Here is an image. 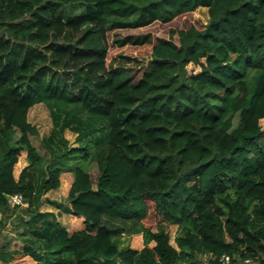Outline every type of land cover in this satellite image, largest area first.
<instances>
[{
  "label": "trees",
  "instance_id": "obj_1",
  "mask_svg": "<svg viewBox=\"0 0 264 264\" xmlns=\"http://www.w3.org/2000/svg\"><path fill=\"white\" fill-rule=\"evenodd\" d=\"M200 6L203 25L114 39L149 45L144 75L124 54L109 63L111 31L172 24ZM43 102L56 125L48 158L29 119ZM262 119L264 0H0V262L217 264L229 254L264 264ZM66 171V203L44 199ZM45 200L77 220L72 232ZM9 223L21 248H10Z\"/></svg>",
  "mask_w": 264,
  "mask_h": 264
},
{
  "label": "rangeland",
  "instance_id": "obj_2",
  "mask_svg": "<svg viewBox=\"0 0 264 264\" xmlns=\"http://www.w3.org/2000/svg\"><path fill=\"white\" fill-rule=\"evenodd\" d=\"M208 18H209L208 7L200 6L196 8L193 11V13L187 14L185 19L179 18L172 24H163L160 22H155L151 24L150 26L143 27V28H128V29H121V30H113L110 32V39H111L112 46H111L110 53H109V63L117 64L118 62H120L119 56L121 54H124V56L130 57V59L127 61L130 63L129 65L133 67V69L136 71V73L139 76L140 75L142 76L147 71V69L151 67L150 57L147 56L149 53V45L144 44V45L118 46L117 44L114 43V39L116 37H121L127 34L137 35V34H148V33L152 35H166L168 33V28L170 26L178 27L181 24L185 23L186 21L200 26V25L205 24L208 21ZM189 68L198 70V67L195 65H190ZM29 119L38 128V134L32 136L33 143L37 146L39 151L45 157L48 158L50 156V153L43 139L47 138L52 133V130L56 126L55 120L53 119L49 105L44 102L34 105L30 110ZM261 123L264 126V119L261 120ZM64 136L70 140L71 145H74L75 138H76L75 131L68 128L64 131ZM26 154L27 152L25 151L24 155ZM24 157H26V160H27V156H24ZM89 169L95 180L99 173L97 164L91 163ZM70 183H71L70 180H68L67 177L64 176L63 186L62 188L57 190V194H56L57 198H60L61 201L64 203H66V200H67V196H65V194L69 193L70 191ZM62 209L65 210V208H62ZM154 213L155 212H152V214L154 215L153 217L147 219V225L155 229L157 223L160 222V217ZM65 224H67L68 226H71L70 222L69 223L66 222ZM76 224H77V220L74 221L73 225H76ZM169 230L171 234V242L175 246H177L176 237L179 232V225L171 224L169 225ZM6 233L10 235H14L13 233H15V229L12 223L8 224ZM133 239L136 242H141V235H134ZM13 244L18 245L19 241L18 240L17 242L13 241ZM202 258L207 259L208 254H202ZM16 264H21V262H18Z\"/></svg>",
  "mask_w": 264,
  "mask_h": 264
},
{
  "label": "crops",
  "instance_id": "obj_3",
  "mask_svg": "<svg viewBox=\"0 0 264 264\" xmlns=\"http://www.w3.org/2000/svg\"><path fill=\"white\" fill-rule=\"evenodd\" d=\"M24 153L25 152H23L22 155H21V157H20V160L18 162L19 164H17L16 167H15V175L17 177H19V174H20V171L22 170V168L25 167L28 164V162L26 160V157H24V156H27V154L24 155ZM64 176H66L67 179L70 180V182H71L70 183V189H71V186H72V183H73L74 177H75L74 172H72V171H66V172H63L61 174V182L62 183H61V186L58 189L62 188V186H63ZM58 189H53V190H50L49 192H47L44 195V199H46L48 197L50 199H56V200L61 201V199L60 198H57V195H56ZM68 194L69 193L65 194V196H68ZM41 209L42 210L54 211L58 215L59 220L68 228V230L70 232L73 231L74 226H75V225H73L74 224V221H75V218L71 214L65 212L64 209L57 208L56 206L52 205L51 203H49L46 200L42 203ZM1 216H2V213L0 211V218H1ZM66 222H68V223L70 222L71 223L70 224L71 226H68L67 224H65ZM13 234L14 235H11L13 237V240L11 242L10 248H12V249L21 248L23 246V242L20 239L16 238V233H13ZM16 239L19 241V244L18 245H14L13 244V241L17 242ZM0 264H3V262L2 263L0 262ZM21 264H29V263H28L27 260H24L23 262L21 261Z\"/></svg>",
  "mask_w": 264,
  "mask_h": 264
},
{
  "label": "built area",
  "instance_id": "obj_4",
  "mask_svg": "<svg viewBox=\"0 0 264 264\" xmlns=\"http://www.w3.org/2000/svg\"><path fill=\"white\" fill-rule=\"evenodd\" d=\"M12 204H24L22 194H14L10 197ZM217 264H261L258 259L252 257H246L244 259L234 260L233 257L229 254H224L221 256L219 263Z\"/></svg>",
  "mask_w": 264,
  "mask_h": 264
}]
</instances>
